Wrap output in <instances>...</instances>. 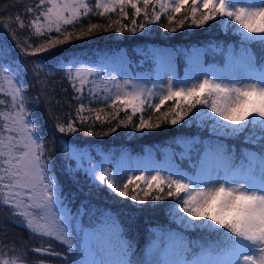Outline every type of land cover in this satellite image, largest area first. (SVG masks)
<instances>
[{
  "label": "snow or ice",
  "instance_id": "6c2138e0",
  "mask_svg": "<svg viewBox=\"0 0 264 264\" xmlns=\"http://www.w3.org/2000/svg\"><path fill=\"white\" fill-rule=\"evenodd\" d=\"M142 3L143 8L141 0H95L93 9L91 0H32L23 7V15L17 12L15 23L9 16L0 20V26L14 40L20 35L17 28L45 37L35 47L28 41H17L15 45L23 56L35 58L28 62L36 65L34 79L42 92L47 90V82L41 79L40 61L59 64L53 49L98 30L135 35L138 29L161 22L163 16L168 22L165 30L172 33L183 28L186 21L195 27L217 21L239 34V52L232 46L216 47L215 51L223 58V67L202 69L190 84L187 81L178 84L170 74L166 87L154 84L148 88L132 80L121 82L115 76L97 80L101 74L96 69L74 63H69L64 72L63 78L77 105L75 116L55 121L54 130L61 134L78 132L77 121L93 129L87 135H97L95 123L115 120L116 125L103 133L109 135L118 127H131L135 132L152 131L162 125L183 127L191 115H200L202 123L197 134L177 141L180 159L186 162L190 176L179 169H170L167 175L160 170L121 172L105 168L97 172L95 166L91 170L99 185L133 204L174 201L173 207L183 214H173L176 230H155L146 251L134 260L136 250L122 238V230L107 212L96 217L81 205L75 214L67 210L57 214L56 185L45 159V145L37 136L38 121L32 120L25 107V92L13 79V69L2 63L0 208L14 218V223L23 224L33 237L48 238L49 247L34 248V253L53 256L62 264H264V0L241 6L238 0H142ZM128 8L133 10L131 17ZM117 9L123 19H130V24L117 19L106 26L90 24L87 31L76 32L75 25L82 17H103ZM142 12L144 20L138 22ZM178 13H183L179 19ZM113 24L118 27L113 29ZM70 25L72 31L66 27ZM52 32L57 36L46 35ZM249 42L259 45V58L246 47ZM45 53L50 55L45 57ZM5 55L0 45V59ZM200 56L199 50L194 51L193 63L199 64ZM168 102L172 103L161 111ZM106 108L112 112H106ZM120 112L125 113L123 118ZM137 114L138 123L133 119ZM241 136L247 147L238 151L235 144L230 147L227 143ZM85 215L89 216L87 225L82 222ZM70 225H74L71 230ZM190 229L202 230L201 237L189 241L184 231ZM52 242L63 251H56ZM0 264H24V259L16 250L5 251V246L0 245Z\"/></svg>",
  "mask_w": 264,
  "mask_h": 264
},
{
  "label": "trees",
  "instance_id": "16d2710c",
  "mask_svg": "<svg viewBox=\"0 0 264 264\" xmlns=\"http://www.w3.org/2000/svg\"><path fill=\"white\" fill-rule=\"evenodd\" d=\"M31 3L32 0H0V20L11 16L15 23L14 17L17 12L19 11L23 15V7ZM91 3L95 9V0H91ZM140 7L143 8L142 0ZM156 10L159 11V8L157 7ZM126 11L131 17L133 10L128 8ZM147 11L151 15L152 8L149 7ZM182 14H176L177 19L181 18ZM109 17H111V21ZM24 19L27 23L28 18ZM117 19L122 24H130V19H123L117 9L114 13H106L103 17L99 15L82 17L81 22L75 25V30L76 32L81 29L87 31L90 24L106 26ZM223 19L226 21L227 18ZM143 20L142 12L137 17V21ZM66 27L69 31L73 30L71 25ZM116 27L118 25L113 24V29ZM167 27L168 22L162 16L161 22L148 24L144 30L138 29L135 35L130 32L117 34L115 30L107 32L98 30L91 36L73 39L70 43L53 49L52 51L57 55L60 63L57 64L52 60L40 61L43 66L41 79H46L47 82V90L42 92L41 86L34 79L33 70L36 65L28 62L35 58L23 56L15 45L17 41H28L35 47L45 37H37L28 29L17 28L20 35L14 40L0 26V45H3L6 53L0 59V63L13 69L12 74L19 80L25 92V107L32 120L38 121L37 136L45 145V159L48 163L49 173L56 185L59 205L64 207L69 214H75L81 205L84 206L86 212H94L96 217L107 212L121 228L122 238L130 241L136 250L134 260L146 251L155 230H176L173 214L181 216L183 214L178 213L177 208L173 207L174 201L170 199L159 202L150 201L140 205L115 196L109 192L106 186L99 185V182L89 175L87 167L70 166L73 161L67 151L76 149L79 152L88 153L92 159L107 157L111 162H116L117 159L127 154L144 156L149 152L154 153L155 157L161 161L167 151L177 162V169L191 175L186 162L180 159L181 149L177 141L197 134L198 127L202 123L200 115H191V119L183 127L162 125L152 131L144 130L142 132H135L131 127H118L115 132L109 135L103 133H107L110 127L116 125L115 120L111 123H95L94 130L97 135H87L88 131L93 130L88 127L87 123L81 125L77 121L76 126L80 130L73 134L55 132L54 123L58 118L67 119L69 115L75 116L77 102L72 99L74 93L67 80L63 78L69 63H74L77 66L97 65L108 57L115 58L116 55L127 59L128 68L133 72L149 76L156 60L153 50L155 47L163 50L168 49L174 53L178 73L185 72L187 68H193L191 53L195 47H200L203 50V63L208 64L211 69L217 66L223 67V58L215 51L216 47L227 49L232 46L236 52H239V34L231 31L226 24L210 21L202 27H195L190 26V21H186L185 26L175 33L166 31ZM46 35L57 36L55 32ZM249 46L259 58L261 55L259 45L256 42H250ZM249 46L246 45L247 48ZM49 55V53L44 54L45 57ZM171 103H166L161 111L166 110ZM105 111L110 113L112 109L106 108ZM119 115L120 118H123L125 113L120 112ZM133 119L138 123L139 114ZM94 120L93 116L92 121ZM153 122H155V116H153ZM242 140L243 136L237 140H229L227 143L230 147L235 144L239 151L241 147H247L242 143ZM13 219L9 218L6 210L0 208V245L5 246V251L16 250L23 257L24 264H62L60 259L53 256L34 253L32 251L34 248L49 247L48 238L33 237V234L23 224L14 223ZM82 222L87 225L89 216L82 217ZM201 234L202 230L200 229L184 231V235L189 241L199 239ZM52 247L56 251H63L55 242H52Z\"/></svg>",
  "mask_w": 264,
  "mask_h": 264
},
{
  "label": "rangeland",
  "instance_id": "374dc122",
  "mask_svg": "<svg viewBox=\"0 0 264 264\" xmlns=\"http://www.w3.org/2000/svg\"><path fill=\"white\" fill-rule=\"evenodd\" d=\"M252 2H254V0H238V6ZM256 2H258V0H256ZM91 7L93 8L92 3H91ZM249 44L250 42L247 43L246 45L249 46ZM248 49L251 50L250 46ZM196 50H199L201 52L199 64L193 63L191 59L193 68L186 69L181 76L177 71L178 67L175 61L176 57H174V53L168 49L161 50L158 48L154 49L156 60L154 61V65L152 68L153 70L149 73V76L146 74L142 75L138 72H133V70H130V68H128V62H127L128 60L125 59L124 57H118L116 55L114 56L115 58L108 57L107 59H104L105 61L101 62L100 64L97 65L94 64L91 66L87 65L86 67L94 68L101 74L100 76L96 77L97 80H100L101 77L107 79L110 76H115L121 82L123 80H132L148 88H152L154 84L157 87H166L170 74L176 83L179 84L182 81H187L190 84L202 69H208V70L215 69V68L209 69L207 68L208 66H206L205 63H203V58H204L203 50L200 49V47H195V49H193L191 53V56L193 52ZM239 50H240V46H239ZM218 67H222V66H218ZM14 76L15 75H13V79L16 80ZM201 78L203 77L201 76ZM16 81L18 82V84H20L18 80ZM5 87L7 86L5 85ZM67 153L68 156L71 157V160L73 161L72 164H70V166L87 167L86 169L89 175L93 178H94V174L91 171L93 166H95L97 172L103 171V169L105 168L111 171H121V172H123L125 169H136V170H147V171L160 170L163 174L167 175L170 169L175 170L177 169V165H178L177 162H175L173 156H171V153L167 151L164 155L163 162L159 161L155 157V154L151 152H149V155L145 157L142 156L133 157L131 156V154H127L117 159L116 162H111V160L108 159L107 157L92 159V157L88 153L79 152L76 149L68 150ZM180 172L184 175H187L181 170ZM56 191L57 189L55 188L56 200L54 202V210L57 212V214H63L65 212V208L59 205L60 200L57 196ZM72 227H74V225H70V230Z\"/></svg>",
  "mask_w": 264,
  "mask_h": 264
}]
</instances>
